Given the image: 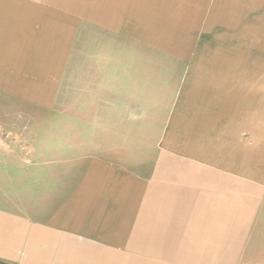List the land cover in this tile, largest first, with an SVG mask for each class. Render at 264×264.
I'll list each match as a JSON object with an SVG mask.
<instances>
[{"label": "crops", "instance_id": "crops-1", "mask_svg": "<svg viewBox=\"0 0 264 264\" xmlns=\"http://www.w3.org/2000/svg\"><path fill=\"white\" fill-rule=\"evenodd\" d=\"M73 80L96 131L3 133L0 264H264V0H0V102Z\"/></svg>", "mask_w": 264, "mask_h": 264}, {"label": "rangeland", "instance_id": "rangeland-1", "mask_svg": "<svg viewBox=\"0 0 264 264\" xmlns=\"http://www.w3.org/2000/svg\"><path fill=\"white\" fill-rule=\"evenodd\" d=\"M73 82L74 80L71 82L72 84L69 83L66 86L64 84L61 90V101L60 105H58L57 117H53L47 112L25 104H15L9 100L0 102V130L2 133L23 135L26 133H65V130H70L72 133H79L82 128L79 120L77 122H70L65 119V115L79 118L81 109L88 113V115H84V119L89 120V129L96 131V122L92 121L95 117V106L81 107L79 105L71 106L68 104V102L71 103L70 100L79 103L82 97H88L87 89H81V81L78 80V83ZM89 95L95 97V89ZM104 140L106 147L112 150L113 146L116 145L114 149L121 153H126L128 150L140 151L146 145V142H148L144 133H136V139L134 136H129L128 133H124V137L121 136L120 139L106 137ZM113 140H115L114 144H112ZM94 141L92 143L90 142V147L95 146ZM134 142L137 144L136 148H134ZM94 156H96L95 153H90V159Z\"/></svg>", "mask_w": 264, "mask_h": 264}, {"label": "built area", "instance_id": "built-area-1", "mask_svg": "<svg viewBox=\"0 0 264 264\" xmlns=\"http://www.w3.org/2000/svg\"><path fill=\"white\" fill-rule=\"evenodd\" d=\"M3 133H2V131L0 130V141L2 140V138H3Z\"/></svg>", "mask_w": 264, "mask_h": 264}]
</instances>
